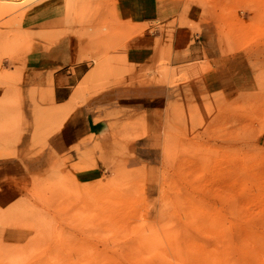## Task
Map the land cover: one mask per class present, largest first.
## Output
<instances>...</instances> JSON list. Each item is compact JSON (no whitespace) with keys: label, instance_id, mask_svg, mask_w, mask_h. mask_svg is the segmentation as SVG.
Instances as JSON below:
<instances>
[{"label":"rangeland","instance_id":"374dc122","mask_svg":"<svg viewBox=\"0 0 264 264\" xmlns=\"http://www.w3.org/2000/svg\"><path fill=\"white\" fill-rule=\"evenodd\" d=\"M116 1L3 0L14 7L0 13V68L64 33L106 60L130 28ZM184 1L198 9L210 43L247 72L248 86L212 92L175 73L168 94L151 103L145 138L136 119L86 151L82 166L37 150L24 155L50 166L26 168L25 180L23 166H0V176L11 174L0 177V195L9 193L0 198V264H264V0ZM42 3L54 6L55 20L23 27L22 16ZM166 68L159 61L149 71L158 85ZM7 122L0 141L19 143L20 120L10 112Z\"/></svg>","mask_w":264,"mask_h":264},{"label":"crops","instance_id":"0c3cea01","mask_svg":"<svg viewBox=\"0 0 264 264\" xmlns=\"http://www.w3.org/2000/svg\"><path fill=\"white\" fill-rule=\"evenodd\" d=\"M54 10L50 4L33 6L22 16L23 27L38 31L55 20ZM115 10L130 28L121 32V46L106 60L98 56V49L91 50L87 39L64 33L48 46L34 44L14 66L0 68V135L9 134L11 112L20 120L14 133L22 136L14 145L0 141V166H23L27 175L21 174L19 182L32 175L26 168L50 166L37 161L45 152L48 159L66 166L84 165L85 152L112 143L121 124L134 125L140 119L139 139L152 134L151 103L155 96L160 101L168 94V79L175 73L186 72L193 84L210 86L212 92L231 93L248 86L247 72H236L232 58L199 28L194 5L184 0H117ZM159 61L167 68L160 72L158 85L149 71ZM34 134L41 135L40 142L31 147ZM32 150L42 153L24 155ZM8 194L4 191L0 198L5 201Z\"/></svg>","mask_w":264,"mask_h":264},{"label":"bare ground","instance_id":"6f19581e","mask_svg":"<svg viewBox=\"0 0 264 264\" xmlns=\"http://www.w3.org/2000/svg\"><path fill=\"white\" fill-rule=\"evenodd\" d=\"M3 0H0V13L3 14V13H8L13 7L14 5L12 4H9L7 5L6 2H2ZM6 1V0H5ZM6 6H5V5Z\"/></svg>","mask_w":264,"mask_h":264}]
</instances>
